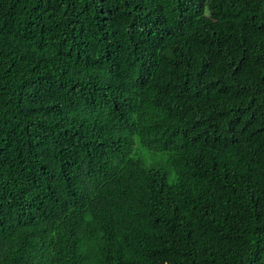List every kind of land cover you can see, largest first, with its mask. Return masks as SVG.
<instances>
[{
	"label": "trees",
	"instance_id": "1",
	"mask_svg": "<svg viewBox=\"0 0 264 264\" xmlns=\"http://www.w3.org/2000/svg\"><path fill=\"white\" fill-rule=\"evenodd\" d=\"M0 264H264V0H0Z\"/></svg>",
	"mask_w": 264,
	"mask_h": 264
},
{
	"label": "rangeland",
	"instance_id": "2",
	"mask_svg": "<svg viewBox=\"0 0 264 264\" xmlns=\"http://www.w3.org/2000/svg\"><path fill=\"white\" fill-rule=\"evenodd\" d=\"M134 151L137 155L147 159L150 165H155V163H159L162 166H165L166 169L168 170L167 178H168L169 183H172L175 181L174 173L172 169L168 167L166 154H152L149 151H147L146 148L144 149L140 147V145L137 142H136Z\"/></svg>",
	"mask_w": 264,
	"mask_h": 264
}]
</instances>
